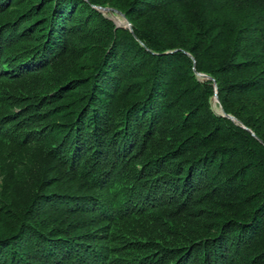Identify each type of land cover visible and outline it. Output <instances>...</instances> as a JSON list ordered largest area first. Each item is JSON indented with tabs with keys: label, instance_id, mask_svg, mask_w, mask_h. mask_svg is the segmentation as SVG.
<instances>
[{
	"label": "trees",
	"instance_id": "trees-1",
	"mask_svg": "<svg viewBox=\"0 0 264 264\" xmlns=\"http://www.w3.org/2000/svg\"><path fill=\"white\" fill-rule=\"evenodd\" d=\"M0 264H264V0H0Z\"/></svg>",
	"mask_w": 264,
	"mask_h": 264
},
{
	"label": "water",
	"instance_id": "water-1",
	"mask_svg": "<svg viewBox=\"0 0 264 264\" xmlns=\"http://www.w3.org/2000/svg\"><path fill=\"white\" fill-rule=\"evenodd\" d=\"M101 11H103L104 13L106 12V11H114V12H116V13H118V14H120V15H122L123 17H124V19H125V23L124 24H122L124 27H126V28H129L131 31H132V26H131V24H130V22L128 21V19L126 18V16H125V14H123L122 12H120L119 10H117V9H114V8H109V7H98ZM198 75L199 76H201V77H206V78H209L208 76H206L205 74H203V73H198ZM214 102H217V103H219V105H220V100H219V98H218V94H217V90H216V92H215V95H214ZM220 113L222 114V115H226V116H228L230 119H232V120H236L232 115H229V114H226L225 113V111H224V109H223V107L220 105ZM254 134V133H253Z\"/></svg>",
	"mask_w": 264,
	"mask_h": 264
},
{
	"label": "rangeland",
	"instance_id": "rangeland-1",
	"mask_svg": "<svg viewBox=\"0 0 264 264\" xmlns=\"http://www.w3.org/2000/svg\"><path fill=\"white\" fill-rule=\"evenodd\" d=\"M109 8H111V7H109ZM104 14H106L108 17H110L117 26H123L122 24L125 23L124 17L122 15L112 11V10L111 11H106ZM212 104H213L214 110L217 111V112H220V105H219V103L214 102V97H213Z\"/></svg>",
	"mask_w": 264,
	"mask_h": 264
}]
</instances>
